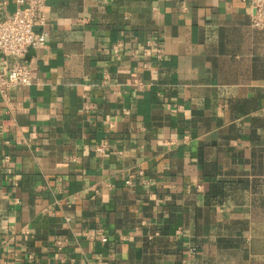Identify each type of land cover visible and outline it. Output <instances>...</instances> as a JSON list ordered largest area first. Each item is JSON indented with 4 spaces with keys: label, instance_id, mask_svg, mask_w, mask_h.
Segmentation results:
<instances>
[{
    "label": "crops",
    "instance_id": "1",
    "mask_svg": "<svg viewBox=\"0 0 264 264\" xmlns=\"http://www.w3.org/2000/svg\"><path fill=\"white\" fill-rule=\"evenodd\" d=\"M39 11L32 83L0 96V264H264V28L243 0Z\"/></svg>",
    "mask_w": 264,
    "mask_h": 264
},
{
    "label": "built area",
    "instance_id": "2",
    "mask_svg": "<svg viewBox=\"0 0 264 264\" xmlns=\"http://www.w3.org/2000/svg\"><path fill=\"white\" fill-rule=\"evenodd\" d=\"M249 10V23L252 28H264V0H243ZM15 9L12 14L0 18V96L7 99V91L14 87H26L32 83V63L25 59L28 48H41L47 38L43 29L46 16L39 11L44 0H14ZM156 56L161 59L160 50L156 47ZM98 154L106 151V145L99 144L95 148ZM3 156V161H8ZM129 184V180H125ZM100 241L106 238L100 236ZM60 248L62 242L56 241Z\"/></svg>",
    "mask_w": 264,
    "mask_h": 264
}]
</instances>
